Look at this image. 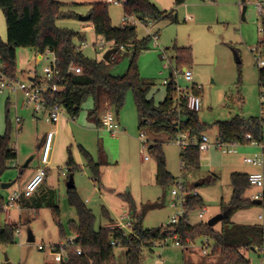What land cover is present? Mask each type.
<instances>
[{"label":"rangeland","instance_id":"obj_1","mask_svg":"<svg viewBox=\"0 0 264 264\" xmlns=\"http://www.w3.org/2000/svg\"><path fill=\"white\" fill-rule=\"evenodd\" d=\"M58 1L67 3L79 16L87 15L94 3H106L104 0ZM151 1L161 9L175 8L178 21L161 23L158 40L160 45H155L154 40L151 39L149 48L142 51L138 57L142 77L154 83L149 96H154L156 102L164 99L163 80L169 79V71L173 69V78L178 84L182 87L195 85L198 88L202 98V106L198 114L202 122L213 125L217 121L231 120L236 115L244 118L260 116L262 94L256 56L260 53L257 48L263 35L257 3H264V0H246L247 10L244 16L241 0H186L180 6H175V0H165L164 7L159 5L157 0ZM108 7L112 24L119 26L124 16L123 5L108 4ZM57 26L84 34L87 45L82 50L90 58L102 59L104 53L113 45L109 43L104 51L99 50L97 43L101 42V38L97 37L92 27L90 30L83 29L79 17L59 19ZM149 27L139 23L138 36L140 38L146 36ZM0 31V36L6 40L7 28L2 9H0ZM95 41H97L96 45L93 44ZM175 46L192 49V61L187 65L193 74L191 81L185 80L182 74L175 70L173 49ZM236 52L241 62L237 61ZM38 57V52L33 48L17 49V81L29 86L32 84L30 79L33 77L32 74L37 72L42 82V77L45 76L44 68L51 63L54 55L46 52ZM129 61L128 55L115 60L111 72L123 74L128 68ZM158 89L161 91L158 92ZM93 105V99L88 98L75 118L67 112L64 113L59 122L60 130L54 138L48 177L35 194L29 197L32 205L23 206L27 199H22L9 206V197L24 187L29 180L26 178L31 172L43 166V143L40 142V138L53 128V125L47 122L42 113L38 120L33 117L34 106L27 103L23 91L16 93L5 88L0 92V134L6 130L8 117L13 127V146L18 152L17 159L9 162L8 169L0 175V202L3 203L0 223L14 224L17 230H20L19 234L16 231L14 243H0V264L57 263L59 259L54 254V246H61L62 243L66 246L68 239L75 238L76 233L72 230L70 222L73 220L77 223L78 217L75 208L69 203L66 184L65 161L69 147L82 167V170L77 171L73 176L75 189L86 205L93 209L96 228L105 224L101 214L102 208L118 215L130 207L121 196L126 193L133 198L137 211L143 214L145 227L155 228L169 223L172 214L176 212V209L170 206L173 185L163 188L156 182L158 159L150 149L155 139L163 143L167 169L178 180H184L192 190L193 185L207 175L218 176L214 184L199 185L196 188L208 208V213L202 219L205 222L222 213V203L230 202L233 193L230 176L233 171L258 170L264 173V164L258 167L244 161V158L262 152L261 144L252 142L238 144L235 154L223 153L214 144L208 150L201 152L198 169L182 170L180 145L175 140L176 137L170 138L165 133L153 134L139 128L137 107L132 91L128 92L125 105L118 114L122 129L116 133H111L95 122L89 121L88 112ZM101 108L102 104H99V109ZM110 111L115 114L113 109ZM17 116L22 118L20 129L17 127ZM142 132L147 134L145 139L148 140L147 143L141 138ZM205 134L214 143L216 127L212 126ZM83 149L89 152L95 161L102 162L101 185L95 182L86 163ZM27 163L29 165L25 167ZM7 183L13 184L9 188L2 187ZM258 193H264V183L252 186L245 196L253 198ZM53 196L59 206V221L65 238H61L60 226L52 209L47 205ZM193 212L189 214V219L191 216L194 222L201 220L198 217L199 211ZM232 219L237 224L264 227V204L240 210ZM221 228L222 222L215 225L216 230ZM30 232L34 236L32 242L28 240ZM203 241L204 239L200 237L195 245L194 242L190 243L193 246L191 250L206 255L202 253ZM211 243L214 244L212 239ZM39 245H43L44 249H40ZM260 246V250L243 249L250 258V264H264V239L261 240ZM115 251L117 264H126L127 247L117 246ZM189 255L184 247L176 246L173 240H169L167 245L155 243L151 247L144 248L142 264H157L160 260L163 264H185Z\"/></svg>","mask_w":264,"mask_h":264},{"label":"trees","instance_id":"obj_2","mask_svg":"<svg viewBox=\"0 0 264 264\" xmlns=\"http://www.w3.org/2000/svg\"><path fill=\"white\" fill-rule=\"evenodd\" d=\"M186 0H175V6H180ZM245 3V2H244ZM242 3V4H244ZM124 15H134L141 24L150 26L161 21L177 22L178 17L175 8L161 9L151 0H128L123 6ZM6 28V40L0 36V79L5 76L17 81V49L29 47L44 54L48 51L56 57L57 75L51 81L58 88L48 89L43 94V99L48 107L60 104L66 112L75 118L82 110L84 102L92 98L94 106L88 112L89 121L101 125L99 116V104L107 100L115 115L118 116L124 107L127 94L132 91L137 107L138 123L140 129H145L153 134L165 133L170 138H175L180 132L189 131L192 136L200 138L212 126L216 127V141L220 143L246 144L253 141L264 140V100L261 102L262 113L260 116L244 118L236 115L231 120L217 121L213 125L201 121L197 111L188 108L184 101L180 109L175 107L177 94L174 70L172 69L171 82L165 86L164 99L156 102L154 96H149L154 83L142 77L138 57L140 53L149 48L151 35L140 38L137 34V25H113L107 3L97 2L92 4L88 14L91 15L89 23L94 26L97 37L111 42L116 51L111 60L103 58L98 60L86 56L78 49L85 35L79 31L57 26V21L64 18H78L67 3L58 0H0ZM263 38L258 44L257 50L264 58V15H260ZM176 72L187 67L192 61V49L190 47L174 48ZM129 56L128 68L123 74H113L111 67L121 57ZM81 68L76 73L71 68ZM258 78L261 94L264 93V66H258ZM41 82V77L35 79ZM200 95L195 85L190 87ZM159 91V89H158ZM157 92V91H156ZM12 124L7 117V126L3 134H0V175L8 169V163L17 159L18 153L12 142ZM251 139H247V135ZM158 159L156 182L163 188L173 185L177 178L167 169L163 143L153 141L150 146ZM86 163L90 168L95 182L101 185L102 162L95 161L92 155L82 150ZM201 150L197 145H188L180 148L182 170L198 169L201 163ZM67 180L77 171L82 170L81 165L75 159L71 147L68 148V157L65 161ZM216 175H209L199 181V185H211L217 181ZM184 184L190 190L191 188ZM232 198L228 203H222V213L226 218L222 221L221 230L209 226L207 222L192 224L186 221L189 214L205 207L200 194L189 193L187 195V213L177 225H161L155 228H147L143 224L144 216L137 211V205L129 193L121 196L129 204V210L134 218L135 235L132 239L120 229H108L105 226L95 227L96 216L93 209L86 205L76 191L75 187L68 188L69 203L75 208L78 222L71 221V228L76 233L72 246H66V255L54 264H117L116 247L112 240H120L121 246L127 247L126 264H142L143 250L155 243L177 238L183 247L195 242L198 238L210 237L214 241V248L208 255L218 256L224 264H250V258L243 249L257 248L260 250V242L264 239V227L260 225H241L232 220L234 214L256 206L253 198H247L245 194L252 187L248 173H233L231 175ZM194 189L197 188L193 185ZM264 204V197L262 198ZM36 205L38 203L36 202ZM47 205L52 209L56 221L60 226L61 238H65L59 221V206L51 197ZM3 203L0 202V211ZM23 206L28 207L29 201ZM102 217L109 222L114 221L110 212L102 208ZM17 227L14 224L0 223V243H14ZM81 250V253L77 252ZM54 252L61 251V246L56 245Z\"/></svg>","mask_w":264,"mask_h":264},{"label":"built area","instance_id":"obj_3","mask_svg":"<svg viewBox=\"0 0 264 264\" xmlns=\"http://www.w3.org/2000/svg\"><path fill=\"white\" fill-rule=\"evenodd\" d=\"M104 1L107 4L124 6V4H126L128 0H104ZM257 8L258 11L260 12V15H264V3L258 2ZM139 23H140L139 20L134 15H124L122 17L120 25L122 26L129 24L138 25ZM91 27L94 29V26L92 24L89 25V28ZM151 37L154 40L155 45L159 46V42H158L159 35L155 33L151 35ZM107 43H111V42H107L106 40L102 39L101 42L97 43V48L101 51H104ZM86 45H87L86 40H83L78 45V49L82 50V48ZM259 54L256 56V63L258 66H264V58ZM71 69L76 73L81 72V68L78 67H72ZM44 73L45 76L42 77L41 83H38L35 80H33L32 84L29 86L26 85L25 83L12 80L3 76L1 78V83H0V92H2L5 88H9L13 92H18L20 90L23 91L27 98L28 104H32L36 110H47L49 113L50 121L53 124H57L61 120L66 110L60 104H55L51 107H48L43 99V94L45 91H47L48 89L56 90L58 88L55 84H51V81L57 75L55 55L51 63L44 68ZM178 73L182 74V76L187 81H191L193 79L192 71L188 67L182 68V70ZM32 75L33 77H35V79L36 77H38L37 72L33 73ZM170 82H171L170 77L169 79H164L163 85L167 86ZM176 90H177V94L174 99H175V107L177 109H180L181 104L184 101H186V105L188 106L189 109L197 112L200 111L202 106V98L200 95L196 94L190 87H182L180 84H178V82H176ZM262 100H264L263 93H262ZM100 121L102 126L105 127V129H107L111 133H116L118 131H121L122 129L121 124L118 122L117 116L111 111H108L104 115H102ZM54 134L55 131H50L47 134L46 143L42 153L43 166L37 169V171L28 180V182L24 185V187H22V189L21 188L18 189L9 197V202H8L9 206H13L14 204L20 202L22 199L31 197L46 181V178L48 176V168H49L48 165L50 163V152H51V145ZM146 136L147 134L145 132L141 133V138L143 140L146 139ZM247 139H251L250 134L247 135ZM175 140L180 145V148H185L188 145H197L201 151H206L211 146L216 144L219 147V149L225 153L237 152V146L239 144V143L226 144L217 141L215 143H212L207 134H203L200 138H197L195 136H192L189 131L180 132L178 136L175 138ZM145 142L147 143L148 140H145ZM251 142L254 144H258V143L261 144L262 152L255 153L253 156L246 157L245 161L247 163L261 167L264 164V143L253 140ZM249 182L251 186L263 185L264 183L263 171H254L249 173ZM189 193H192L194 195L198 194L196 189L189 190L188 187L184 184V180L182 179L177 180V182L173 184V187L171 188L172 199L170 206L176 209V212L172 214L169 223L167 225H177L185 217L187 213L186 208L188 205L187 195ZM263 197H264V193L263 194L258 193L253 197V199H262ZM198 211H199L198 217L201 220L204 219L206 214L208 213V209L206 207L199 209ZM185 220L190 222L189 218H186ZM134 224H135L134 218L131 215V212L128 208L127 210H124L118 218L114 219V221L109 222L104 226L108 229H120L123 231L125 235L129 236V239H132V237H134L135 235ZM19 232L20 230H17V234H19ZM75 238L68 239L69 241L66 244V246H71L74 243ZM203 239L204 241H203L202 252L208 255L213 250L214 244L211 243L210 237L206 236ZM168 241L169 240L163 241L162 245H167ZM173 243L176 246L183 247L182 243L177 238L173 240ZM111 244L114 246H121L122 242L120 240L114 239L112 240ZM66 246L62 243L61 251L54 253L57 259H59V262L63 259L64 255H66V250H65ZM39 248L44 249V246L39 245ZM77 252L81 253V250L77 249ZM158 264H163V263L160 260Z\"/></svg>","mask_w":264,"mask_h":264},{"label":"crops","instance_id":"obj_4","mask_svg":"<svg viewBox=\"0 0 264 264\" xmlns=\"http://www.w3.org/2000/svg\"><path fill=\"white\" fill-rule=\"evenodd\" d=\"M158 2V4L159 5H162L163 7L164 6H166L165 5V0H157ZM177 13V12H176ZM177 17H178V14H177ZM79 21H80V23H81V26L83 27V29H86V30H90V28H89V25L91 24V23H89V21H81L80 19H79ZM164 22H166V21H161V22H159V23H156V24H153V25H151L150 27H149V30H148V34L147 35H153V34H158L159 35V30H160V24L161 23H164ZM168 22V21H167ZM170 22V21H169ZM95 32V31H94ZM0 33H1V31H0ZM87 38H85V40H86ZM101 41H102V39H101ZM96 42L97 41H95V42H93V44L94 45H96ZM159 42V41H158ZM109 43H107V45H108ZM111 44V43H110ZM159 45H160V43H159ZM110 48H113V45H111L110 46ZM109 48V49H110ZM83 51V50H82ZM48 53H51L50 51H48ZM41 55H43V54H41V53H39L38 52V56L40 57ZM38 57V58H39ZM171 72H172V70H170L169 71V75L171 76ZM160 73H162L163 74V72H160ZM169 76V77H170ZM32 81L33 80H35V77H31L30 78ZM161 90L159 89V91L158 92H160ZM16 93H18V92H16ZM165 96V95H164ZM93 103H94V101H93ZM94 106V105H93ZM112 108H111V106L109 105V103H108V101L107 100H103V102H102V108H101V110H100V112H99V116H100V119H101V117H102V115H104L103 113L104 112H108V111H110ZM44 114L45 115V118H46V120H47V122H50L52 125H53V128H51V129H49L47 132H46V134L43 136V137H41L40 138V142L41 143H43V149H44V146H45V143H46V139H47V134H48V132H50V131H55V134H54V137H53V140H52V145H51V152H52V149H53V143H54V138H55V135L59 132V130H60V126H59V122L57 123V124H53L51 121H50V117H49V113H48V111L47 110H36L35 108H33V117L35 118V119H40V114ZM117 119H118V116H117ZM16 121H17V127H18V129H20L21 128V124H22V118H20L19 116H17L16 117ZM118 122H119V119H118ZM120 123V122H119ZM100 127L101 128H104L105 129V127H103L102 126V124L100 125ZM105 130H107V129H105ZM108 131V130H107ZM217 135V134H216ZM209 137V136H208ZM215 142H216V140H215ZM214 142V143H215ZM40 143V144H41ZM238 150V149H237ZM51 152H50V155H51ZM18 153V152H17ZM43 153V152H42ZM223 153H225V152H223ZM235 153H237V152H234V153H226V154H235ZM244 161H245V158H244ZM246 162V161H245ZM29 165V164H28ZM27 165V166H28ZM49 167V166H48ZM37 169L38 168H36L33 172H31L29 175H28V177L26 178V180H28V179H30L33 175H34V173L37 171ZM258 171V170H257ZM236 172H239V173H251V172H254V171H247V172H245V171H233L232 173H231V175L233 174V173H236ZM48 174H49V168H48ZM210 175V174H209ZM209 175H207V176H209ZM212 175H214V174H212ZM216 175V174H215ZM206 176V177H207ZM217 176V175H216ZM48 177V176H47ZM218 177V176H217ZM231 177V176H230ZM203 179V178H202ZM201 180V179H200ZM196 186H199V182L196 184ZM35 194V193H34ZM33 194V195H34ZM32 195V196H33ZM31 196V197H32ZM200 196L202 197V195L200 194ZM27 200L26 201H29V206H31L32 204L30 203V200H29V198H26ZM202 199H203V197H202ZM203 201H204V199H203ZM204 204H205V202H204ZM205 207H206V205H205ZM207 208V207H206ZM208 209V208H207ZM109 211V210H108ZM110 212V211H109ZM194 213V212H193ZM192 213V214H193ZM237 213V212H236ZM235 213V214H236ZM122 214V212H120V214H118V215H114V214H112L111 212H110V215H111V217H112V219H116V218H118L120 215ZM191 214V215H192ZM234 214V215H235ZM261 217V216H260ZM233 218V217H232ZM190 222L192 223V224H199V223H201V222H205L204 220H198V222H194L193 220H192V218H191V216H190ZM233 220V219H232ZM235 222V221H234ZM109 223V221L108 220H106L105 219V224L104 225H106V224H108ZM236 223V222H235ZM215 227V226H214ZM221 230V229H220ZM195 243H196V241L194 242V245H195ZM191 247H193V246H187V247H184L188 252H189V259L188 260H186L185 261V264H224L222 261H221V259L218 257V256H216V255H200L198 252H195L194 250H191ZM203 253V252H202ZM58 263V262H57ZM158 264V263H157Z\"/></svg>","mask_w":264,"mask_h":264},{"label":"water","instance_id":"obj_5","mask_svg":"<svg viewBox=\"0 0 264 264\" xmlns=\"http://www.w3.org/2000/svg\"><path fill=\"white\" fill-rule=\"evenodd\" d=\"M246 0H241L242 3H244ZM247 10V5H245V3L243 4V8H242V13H243V16L245 14ZM90 17L91 15L90 14H87V15H80L79 16V19L81 21H89L90 20ZM116 51V48H110L108 49L105 53H104V56H103V59L106 60V61H110L111 60V56L112 54ZM236 55V59L238 62H241V59L240 57L238 56V53L236 52L235 53ZM172 75V74H171ZM28 165V163L25 165V167ZM13 183H7V184H3L2 187L4 188H9L12 186ZM67 188H73L75 187V181H74V177L73 175H71L69 177V179L67 180ZM254 203H256L257 205H260L262 204V199H255L254 200ZM227 214L226 213H220V214H217L215 216H213L211 219H209V221L207 222L209 226H212L214 227L217 223L219 222H222L225 218H226ZM28 240L30 242L34 241V236H33V233L30 232L29 233V237H28ZM253 250H255V248H252Z\"/></svg>","mask_w":264,"mask_h":264}]
</instances>
